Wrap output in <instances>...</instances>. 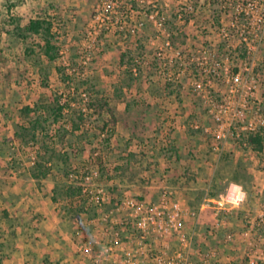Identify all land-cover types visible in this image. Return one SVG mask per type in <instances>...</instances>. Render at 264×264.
Wrapping results in <instances>:
<instances>
[{"label": "rangeland", "instance_id": "374dc122", "mask_svg": "<svg viewBox=\"0 0 264 264\" xmlns=\"http://www.w3.org/2000/svg\"><path fill=\"white\" fill-rule=\"evenodd\" d=\"M190 1L193 13L179 20V0H0V264H94L109 240L110 220L129 217L127 202H156L164 188L184 211L183 232L197 253L211 252L205 235L217 232L229 256L243 250L240 264H264V150L214 143L205 132L214 124L204 101L191 93L190 78L167 87L156 56L164 38L145 15L165 14L170 52L182 61L206 46L230 69L252 63L263 100L264 37L247 56L236 48V36L228 43L220 31L244 24L241 2ZM38 18L52 22L54 61L41 50L42 36L22 31ZM135 58L143 61L136 75ZM35 105L37 115L20 112ZM37 116L43 129L36 139L17 138V126ZM38 162L44 165L36 169ZM33 172L47 175L37 180ZM184 184L192 188L185 194ZM230 184L242 186L244 203L213 212L208 200ZM206 214L216 220L212 228L201 224ZM53 220L59 223L54 231L73 240V255H22L19 245L44 249ZM214 260L220 264L217 254Z\"/></svg>", "mask_w": 264, "mask_h": 264}, {"label": "built area", "instance_id": "2783aa9c", "mask_svg": "<svg viewBox=\"0 0 264 264\" xmlns=\"http://www.w3.org/2000/svg\"><path fill=\"white\" fill-rule=\"evenodd\" d=\"M229 1L241 2L238 11L244 17V24L233 30L222 27V36L228 43L236 36V48H243L247 56L254 55L264 37V0ZM179 3V20L193 13L190 0H179ZM145 16L164 38L156 53L160 59L159 72L166 83L180 81L186 76L190 78L191 93L204 101L214 124L205 129L214 143L232 140L246 146L249 136L257 132L264 139V100L257 96L258 77L254 75L253 64L244 63L234 70L230 69L206 46L182 61L179 52L174 55L170 52L173 45L169 35H166L165 14L155 11ZM167 50L171 55L164 53ZM142 64L143 61L135 58V75L137 67ZM192 128L197 130L199 126L194 124ZM213 150L219 152L220 148L215 144ZM245 199L246 192L242 186L230 184L218 199L208 200V208L217 214H226L238 209ZM125 205L129 217L119 222L110 220L109 240L94 255V264H216V253L194 254L191 251V239L184 234L182 227L184 211L178 202L173 201L172 192L167 188L162 189L156 202L130 201ZM204 208L202 206L201 209ZM102 220L107 221L106 218ZM260 223L264 224L263 217ZM170 240L176 243L178 249H170ZM224 242L231 243L232 236H225ZM249 263L254 264V261Z\"/></svg>", "mask_w": 264, "mask_h": 264}, {"label": "crops", "instance_id": "0c3cea01", "mask_svg": "<svg viewBox=\"0 0 264 264\" xmlns=\"http://www.w3.org/2000/svg\"><path fill=\"white\" fill-rule=\"evenodd\" d=\"M260 91L261 90H259V92ZM178 130H180V129L178 128ZM178 130L176 132L179 135V139H180V138H182V136H181V133L178 132ZM170 175L180 176V173L172 170ZM190 189H192L190 185L184 184V185H182V189H180V191L181 192L184 191V194H185V191H188ZM208 215L209 214H206L204 221L201 222V219H200V222H201V224L209 225L208 227L212 228L214 225H216V220L212 216L208 217ZM188 219L193 221L192 218H188ZM202 219H203V217H202ZM185 220H187V219H185ZM193 223H194L193 224L194 229L193 228L192 229L195 232L196 231V222H193ZM194 225H195V227H194ZM47 227H48L49 231H51V232L48 235L46 234V237H47L46 241L48 243H47V245L45 244L44 249L40 248V247H36V246L31 244L30 248H29L30 250L29 249L27 250V247L25 248V250H21L23 246L18 244L19 247H21L19 249L20 252L24 253L26 251V253L29 254V256H36V257L41 256L44 253L46 255H49L50 257H53V258H56L60 255L61 256H63V255L67 256L68 258L71 257L73 255L72 250H74L73 240H71V237L70 236L66 237V235H63L61 232L58 231V233H57V231H54L55 229H57V227H59V223H57L56 220H53V222H51V223H47ZM191 227H192V225H191ZM52 230L54 231L53 233H52ZM216 234H217V232L214 233V235L212 232H208L205 235V238L208 242V244H206V245L209 247L208 251L216 252L217 259L219 260L220 264H240L242 262V259H243V253H241L240 251H243V250H240L239 248H237V251L230 253V256H229L228 251L224 250L225 247L222 246V243H221L218 235H216ZM60 235L63 237L60 238L59 237ZM39 237L42 238L41 235H39ZM54 239L61 240L62 243H57L54 241ZM240 240L241 241L244 240L242 235H240ZM49 241H51V242H49ZM59 244H61V245L59 246ZM172 245H176V243L173 242ZM26 246H28V245H26ZM191 251L194 254H197V250L195 251L193 248H191ZM26 253H24L22 255H25ZM229 259H231V260H229ZM237 261H238V263H237Z\"/></svg>", "mask_w": 264, "mask_h": 264}, {"label": "trees", "instance_id": "16d2710c", "mask_svg": "<svg viewBox=\"0 0 264 264\" xmlns=\"http://www.w3.org/2000/svg\"><path fill=\"white\" fill-rule=\"evenodd\" d=\"M52 22L48 19H32L29 20L24 29L23 32L26 31L29 35H35V36H42V46L41 50L43 51V54L49 61H54L57 58L58 55V47L54 44L53 40L55 36L52 33ZM20 30L19 28L17 29ZM20 32V31H19ZM21 33V32H20ZM22 35V39H26L27 36ZM244 54L241 55L242 59ZM60 71V70H59ZM167 87H169V83H166ZM55 100V99H54ZM58 101H54L53 106H57ZM39 106L35 105V107H29L26 106L20 110L21 113H23L25 116H29L31 114L37 115L39 113L38 111ZM55 113H59L61 111V108H57ZM54 113V112H53ZM58 116H55V118ZM42 127V121L39 116L35 117L34 119H29V122H27V125H20L17 126V131L15 132V136L23 141L28 140H34L36 139V133L38 130H41ZM248 145L253 148V150L256 153H260L264 150V139L260 132H257L255 134H252L248 138ZM41 164L44 165L42 162H38L36 165V169L38 167H43ZM35 169V168H34ZM47 171V170H46ZM47 172L42 174H37L35 172L32 173L33 178L40 179L46 177Z\"/></svg>", "mask_w": 264, "mask_h": 264}]
</instances>
